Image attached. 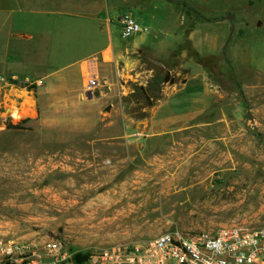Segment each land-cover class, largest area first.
<instances>
[{"label":"rangeland","instance_id":"374dc122","mask_svg":"<svg viewBox=\"0 0 264 264\" xmlns=\"http://www.w3.org/2000/svg\"><path fill=\"white\" fill-rule=\"evenodd\" d=\"M169 1L161 27L150 23L152 37L163 33L161 42L142 54L146 87L163 72L161 99L152 107L131 97L139 82L122 81L121 94L101 68L94 98L19 73L18 89L0 103V238H62L73 250L94 252L144 246L166 232L264 226V0ZM226 6L236 20H226L228 38L210 52L202 36L220 32L216 19ZM195 27L201 28L194 29V42L188 37ZM177 30L179 41H162ZM183 60L203 67L194 76L200 114L160 122L182 130L158 141L103 140L99 132L107 123L151 122L153 108L189 77ZM27 77L42 80L34 95L26 91L34 86L21 83Z\"/></svg>","mask_w":264,"mask_h":264},{"label":"crops","instance_id":"0c3cea01","mask_svg":"<svg viewBox=\"0 0 264 264\" xmlns=\"http://www.w3.org/2000/svg\"><path fill=\"white\" fill-rule=\"evenodd\" d=\"M182 1L198 5L204 3L197 0ZM169 2V0H0V103L4 96L12 93V89H9V80L12 76L10 77L9 73H15L17 77L25 72L36 73L43 78L42 80L47 81L50 87L60 88L66 94L78 93V96H81L84 87L82 79L84 63L92 58L99 60V67L106 81L115 90L124 87L122 81L130 79L146 87L147 82L143 83V80L149 76L142 54L146 50L149 51L154 42L160 43L163 34L159 31V34L152 37L150 23H157L156 26L161 27L160 22L164 15L161 11L164 7L168 8ZM209 7L214 10V7L210 5ZM228 9L232 8L224 7L223 14L229 13ZM124 14H133L143 25L148 26L150 31L131 38H123L120 17ZM155 18H158L157 22ZM216 23L220 32L202 36L210 52L216 51L218 40L228 38L226 21ZM196 28L201 27L191 28L193 30L188 37L194 42ZM115 34L119 37L115 38ZM180 38L181 34L177 30L165 33L162 41L174 39L177 42ZM108 51L111 52L110 60H106L105 57ZM73 55V60L64 66H57L62 58ZM199 88V81L189 76L186 83L171 91L164 101L153 108L151 122H147L146 118L140 119L122 128L111 126L113 122H110L101 129L100 136L103 140L115 141L121 138L131 144H139L173 135L182 129L162 127L160 122H179L200 114L202 98L198 96ZM118 90L122 94V90ZM163 90L166 91V88Z\"/></svg>","mask_w":264,"mask_h":264},{"label":"built area","instance_id":"2783aa9c","mask_svg":"<svg viewBox=\"0 0 264 264\" xmlns=\"http://www.w3.org/2000/svg\"><path fill=\"white\" fill-rule=\"evenodd\" d=\"M120 25L126 39L150 31L132 14L122 15ZM83 75L82 94L94 98L103 83L97 58L84 63ZM19 82L12 75L9 89L15 85L18 89ZM41 82L27 77L21 83L34 86L26 90L34 95ZM0 264H264V226L230 225L203 234L166 232L144 246H111L94 252L73 250L62 238L35 242L0 238Z\"/></svg>","mask_w":264,"mask_h":264},{"label":"trees","instance_id":"16d2710c","mask_svg":"<svg viewBox=\"0 0 264 264\" xmlns=\"http://www.w3.org/2000/svg\"><path fill=\"white\" fill-rule=\"evenodd\" d=\"M185 5L188 6L187 4ZM162 73V70L159 69L148 87L136 86L131 97L135 99L139 97L141 101L146 104L145 107L154 106V102L161 99L162 95V84L164 82V79L161 77ZM138 102L139 101L136 103ZM146 116V114H143L140 118H145Z\"/></svg>","mask_w":264,"mask_h":264},{"label":"water","instance_id":"95a60500","mask_svg":"<svg viewBox=\"0 0 264 264\" xmlns=\"http://www.w3.org/2000/svg\"><path fill=\"white\" fill-rule=\"evenodd\" d=\"M226 19H229V20H234L235 19V15L230 13L227 15V18ZM182 69L186 72H188L189 76L190 77H194L196 75H198L199 73L202 72V65H200L199 63H196V62H193V61H189V60H186L182 63ZM169 76L166 78V83L169 81ZM171 82L174 84L175 83V80L172 79ZM187 82V79H184L182 81V83H186ZM88 98H91V96H88Z\"/></svg>","mask_w":264,"mask_h":264},{"label":"flooded vegetation","instance_id":"af4514ba","mask_svg":"<svg viewBox=\"0 0 264 264\" xmlns=\"http://www.w3.org/2000/svg\"><path fill=\"white\" fill-rule=\"evenodd\" d=\"M226 18H227V13L224 14V16H222V18L217 17L216 21H221V20L226 21V20H229V19H226ZM235 20H236V16H235V19L233 21H235ZM230 21H232V20H230Z\"/></svg>","mask_w":264,"mask_h":264},{"label":"bare ground","instance_id":"6f19581e","mask_svg":"<svg viewBox=\"0 0 264 264\" xmlns=\"http://www.w3.org/2000/svg\"><path fill=\"white\" fill-rule=\"evenodd\" d=\"M29 109V108H28Z\"/></svg>","mask_w":264,"mask_h":264}]
</instances>
